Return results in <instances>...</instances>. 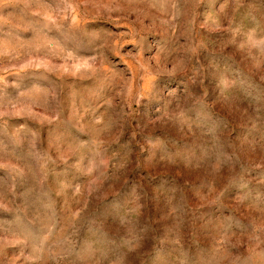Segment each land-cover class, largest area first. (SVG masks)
<instances>
[{"label":"rangeland","instance_id":"1","mask_svg":"<svg viewBox=\"0 0 264 264\" xmlns=\"http://www.w3.org/2000/svg\"><path fill=\"white\" fill-rule=\"evenodd\" d=\"M0 264H264V0H0Z\"/></svg>","mask_w":264,"mask_h":264}]
</instances>
